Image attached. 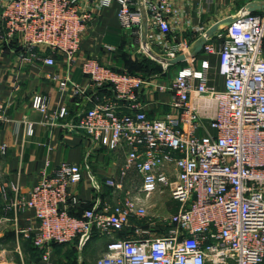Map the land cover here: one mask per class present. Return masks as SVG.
<instances>
[{"label": "built area", "instance_id": "built-area-1", "mask_svg": "<svg viewBox=\"0 0 264 264\" xmlns=\"http://www.w3.org/2000/svg\"><path fill=\"white\" fill-rule=\"evenodd\" d=\"M214 2L0 0V45L19 40L22 61L55 66L60 56L71 69L94 15L116 6L121 28L140 54L162 67L145 76L89 58L81 64L83 86L72 83L71 73L47 76L62 96L72 85L74 97L87 99V108L67 123L69 130L90 148H127L119 179L106 180V186L121 189L130 170L140 185L122 203H97L80 216L71 213L84 203L71 191L84 178L78 164L43 172L28 197L10 199L2 185L0 202H8V210L34 214L37 225L25 234L42 250L36 264H53V244L88 240L94 231L111 239L97 264H264V0L249 1L230 16L232 23L209 35L217 22L206 26L196 19ZM202 37L205 44L193 56ZM178 64L188 65L171 75ZM208 101L215 103L213 115ZM154 105L169 112L154 117ZM32 108L50 127L70 115L43 94L33 96ZM8 121L0 103V124ZM27 133L33 135L32 123ZM93 186L100 188L95 181ZM166 191L176 211L148 214L147 202Z\"/></svg>", "mask_w": 264, "mask_h": 264}, {"label": "crops", "instance_id": "crops-1", "mask_svg": "<svg viewBox=\"0 0 264 264\" xmlns=\"http://www.w3.org/2000/svg\"><path fill=\"white\" fill-rule=\"evenodd\" d=\"M249 1L255 0H215L210 12L201 20L196 19V23L208 26L221 21L237 14ZM115 8L94 15L71 69L60 56L56 57L55 66L22 61L24 48L19 40L11 45H0V103L10 118L0 124V187H8L10 199L28 197L43 172L51 174L61 163L67 162L80 165L84 173L83 180L71 187V191L84 202L79 208L71 209L74 214L83 213L85 208L97 203L116 204L114 201L119 191L106 186L105 181L119 179L127 159V148L116 151L104 147L90 148L86 139L69 130L67 123L87 108V99L74 97L72 85L62 96L58 82L47 77L62 79L71 73L72 83L83 86L86 80L81 64L86 59L94 58L105 65L128 69L131 63L145 56L138 51L139 46L134 43L130 32L121 28ZM107 46H114L116 50L108 51ZM211 61L215 64L217 58L212 57ZM217 79L218 86H221V78ZM35 94L47 95L54 108L66 106L70 115L60 126H48L44 115L32 108ZM206 104L213 115L215 103L208 101ZM168 112L169 109L162 106L151 107L154 117H162ZM29 123L33 124V135L27 133ZM3 145L6 146L5 153L2 152ZM115 152L124 157L119 158ZM135 175L136 171L130 170L124 182ZM94 181L100 186L99 190L94 189ZM7 208L8 202H0V264H36L42 250L35 247L25 234L37 225L33 212L18 213L14 208ZM125 235L119 233L116 236ZM110 240V237L94 231L88 240L77 238L69 244H53L52 263L97 264Z\"/></svg>", "mask_w": 264, "mask_h": 264}, {"label": "rangeland", "instance_id": "rangeland-1", "mask_svg": "<svg viewBox=\"0 0 264 264\" xmlns=\"http://www.w3.org/2000/svg\"><path fill=\"white\" fill-rule=\"evenodd\" d=\"M188 64L182 65L178 64L177 66L173 67L171 69V75L175 73L179 68L182 66H186ZM117 153V152H115ZM119 158L124 157L122 154H116ZM140 183L139 178L135 176H131L126 182H124V185L121 189H119L116 193L115 203H122L123 200L126 198L128 193H134L138 189V184ZM148 208V214L150 215H161V216H170L172 215L176 209L177 205L176 203L171 199L170 194L168 191H166L163 194H156L154 195L148 203L145 205Z\"/></svg>", "mask_w": 264, "mask_h": 264}, {"label": "trees", "instance_id": "trees-1", "mask_svg": "<svg viewBox=\"0 0 264 264\" xmlns=\"http://www.w3.org/2000/svg\"><path fill=\"white\" fill-rule=\"evenodd\" d=\"M126 70H128L130 73L133 74H143L145 76H149L152 74L160 73L162 71V67L156 62L147 58L146 56H141L139 60L137 59L136 62L131 63V66ZM85 209H89V208L87 207ZM71 213L73 215H78V216L82 215V213L74 214L73 211H71Z\"/></svg>", "mask_w": 264, "mask_h": 264}, {"label": "water", "instance_id": "water-1", "mask_svg": "<svg viewBox=\"0 0 264 264\" xmlns=\"http://www.w3.org/2000/svg\"><path fill=\"white\" fill-rule=\"evenodd\" d=\"M247 8H248V10H249L250 12H253V11H255V9H256V5H254V4H249V5L247 6ZM234 20H235V18L229 17V18H226V19H224V20H221V21L217 22V23H216V24H215V25H214V26L208 31V34H209V35L214 34L215 32H217V31H219V30L225 28L228 24L232 23ZM204 44H205V38H204V37H202V38H200L199 40H197V41L194 43L193 47H192V50H191L192 55H193V56H196L197 54H199V53L201 52V50H202ZM181 60H182V58H179V59L175 60L174 63H178V62H180Z\"/></svg>", "mask_w": 264, "mask_h": 264}]
</instances>
